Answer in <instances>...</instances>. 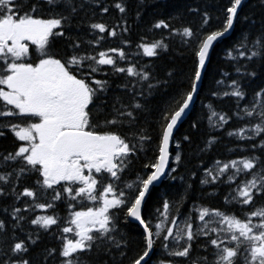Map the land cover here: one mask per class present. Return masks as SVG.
I'll return each mask as SVG.
<instances>
[{
	"label": "snow or ice",
	"instance_id": "obj_1",
	"mask_svg": "<svg viewBox=\"0 0 264 264\" xmlns=\"http://www.w3.org/2000/svg\"><path fill=\"white\" fill-rule=\"evenodd\" d=\"M242 3L243 0H230L221 28L209 32L199 41L190 89L178 101H174L175 107L170 103L168 109L160 110L157 155L153 162L145 165L152 171L146 178L139 179L137 188L127 184L126 187L131 191L126 194L123 189L118 192L112 181L122 179L121 173L128 167L129 158L136 155L137 147L132 143V138L136 137L140 141L141 150L145 142L152 141L150 135L138 129L139 117L147 108L136 101V96L128 103L121 95L106 99L109 81L96 79L94 74L100 72L103 66H111L113 74L126 73L128 77H139L137 83L147 81L146 86L150 90L156 84L150 81V75L144 71L118 66L111 54L126 60L123 49L112 48L94 55L81 54L76 51L80 44L73 43L70 45L73 52L61 55L53 46L55 38L65 37V29L71 26L72 17L85 5L99 8L101 14H107L112 7L123 16L127 11L125 3L123 0H113L110 6H102L100 0H0V128H6L20 142L14 151L0 152V197L16 195L17 199L21 196L33 198L32 210L53 208L51 202L35 203L37 191L33 189L26 187L22 192H16L15 182L25 174H34L38 189L53 190V200H61L66 194L70 200L76 201L79 197V203L90 201L93 205L87 206L86 210L72 212L69 221L71 226L62 228L63 233L72 234L76 239L62 238L60 264H86L80 254L90 253L98 245L121 248V241L112 235L115 231L112 210L115 209L125 210L126 216L139 222L145 233L143 250L129 258L128 264H148L146 258H150L156 237L165 242L170 241L172 247H169V243L163 244L169 254L190 260V264H264V203L258 204L242 217L201 208L198 210L201 224L195 231L190 216L183 218L182 226L179 218H170L167 201L163 203V219L155 224V231L142 218L141 211L150 186L168 169L174 129L193 103L210 49L214 42L233 29ZM209 19L205 13L202 26H206ZM88 27L99 34L107 33L110 37L117 35L115 27L102 22H91ZM153 27L169 28L170 25L161 20ZM183 35L193 37L194 33L185 27ZM103 38L102 35L97 37L95 43ZM87 43L91 45L94 41L89 40ZM139 48L143 50L144 56L156 57L157 50L166 48V45L161 42L141 43ZM235 51L238 56H233L230 51V59L252 61L264 57V32L251 41L247 36L243 37ZM245 67L237 66L236 72L240 73ZM247 74L255 76V72ZM117 87L132 92L136 85L129 87L125 83ZM230 87L232 91H225L224 96H232L237 100L245 98L239 81L233 80ZM236 106L240 108L239 103ZM211 116H217V113L212 111ZM245 116H255L259 122L252 129L229 132L230 136L251 140L254 137H246L245 132L251 131L257 136L264 133V89L254 93L251 107H245L240 118ZM218 119L223 123L228 120L223 114L218 115ZM124 128H128V131H122ZM134 128L138 131H132ZM4 135L5 132L0 131V137ZM212 142L209 141L210 144ZM259 147L264 149V139ZM230 168L235 169L234 175L246 173L252 177L237 186L236 196L233 197L237 203L252 205L257 196H264V160L255 156L234 160L231 165L225 163L219 171L224 173ZM233 178L229 176L228 179L231 181ZM215 179L213 177V182ZM201 183L208 181L202 180ZM8 185L11 187L6 189ZM58 185L59 190L56 188ZM20 212V208H15L13 212V219L18 222L24 219L16 215ZM212 218L218 219L213 221ZM31 223L47 231L57 224V219L53 215H42L32 219ZM210 223L217 226L209 227ZM5 227L4 222L0 221V233L4 232ZM201 236L208 238L207 244L198 247L208 252L210 246L213 251L193 258L192 245ZM29 242L34 245L36 240L29 236ZM9 250L11 256L5 254L7 259L0 261V264H31L25 258L29 251L25 242H14ZM54 252L55 249L48 250V255ZM120 255L124 256L125 253L121 252Z\"/></svg>",
	"mask_w": 264,
	"mask_h": 264
},
{
	"label": "trees",
	"instance_id": "obj_2",
	"mask_svg": "<svg viewBox=\"0 0 264 264\" xmlns=\"http://www.w3.org/2000/svg\"><path fill=\"white\" fill-rule=\"evenodd\" d=\"M100 2L102 6H110L113 0ZM123 2L127 8L123 16L112 7L107 14H101L99 8H94L90 4L85 5L72 17L71 26L65 29V37L55 38L53 46L61 55L65 52L72 53L70 45L73 43L80 44L76 51L81 54L94 55L112 48L123 49L127 56L126 60H120L118 56L110 53L117 60L118 66L134 67L137 71H144L150 75V81L156 84V87L150 90L146 86L147 81L137 83L139 77H128L126 73L113 74L111 66H103L100 72L94 74L96 79L109 81L106 99L111 100L113 95H121L125 103H128L136 96V101L147 108L139 117L138 129L150 135L152 141L145 142L141 150L140 141L133 137L132 143L137 147L136 155L129 158L128 167L121 173L122 179L112 181L118 192L123 189L128 194L131 190L126 187L127 184L137 188L139 179L146 178L152 171L145 168V165L153 162L157 155L156 137L159 132L160 110L168 109L170 103L175 107L174 101H178L190 89L199 41L209 32L221 28L230 0H123ZM205 13L210 19L206 26H202ZM161 20L170 27L154 28L153 25ZM91 22H102L109 27H115L117 35L110 37L107 33L99 34L88 27ZM185 27L193 31V37L183 35ZM261 32H264V0H243L232 31L213 46L192 109L173 135L169 150L171 159L169 171L159 185L150 188L142 205V218L151 224L154 231L155 224L163 219L165 201L170 205V218H179L182 226L183 218L186 215L190 216L194 231L201 224L198 219V210L201 208L242 217L258 204L264 203V196H257L252 205L237 203L233 199L237 186L252 177L246 173L234 175L235 169L231 168L224 173L219 171L225 163L231 165L234 160L239 161L253 156L264 160V149L259 147L264 139V133L257 136L254 132H245L246 137H254L251 140L228 134L239 133L245 128L252 129L259 122L255 116H245L243 119L240 116L243 115L245 107H251L254 93L264 89V57L247 61L230 59L228 53L231 51L233 56H238L235 49L242 38L247 36L251 41ZM101 35L104 38L95 43L96 38ZM89 40L94 43L90 45L87 43ZM152 42H161L166 48L158 49L156 57L144 56L139 44ZM240 65L246 67L237 73L236 67ZM251 72H255V76L247 74ZM233 80L239 81L240 88L245 92L243 100L223 95L225 91H232L230 85ZM125 83H128L129 87L135 84L136 87L132 92L117 87ZM140 92L143 95H136ZM214 93L216 95H213ZM237 103L240 105L239 109ZM212 111H215L217 116H211ZM220 114L228 118L227 123L219 121ZM138 129L134 128L132 131L137 132ZM0 131L5 132V135L0 137V152L14 151L20 142L16 141L6 128H0ZM122 131L127 132L128 128ZM209 141L213 142L210 144ZM229 176H233V180L230 181ZM213 177L216 178L214 182ZM202 180H207L208 183H201ZM34 181V174L23 175L15 182L16 192H22L26 187L33 189L37 191L35 203L51 202L54 206L32 210L33 198L21 196L17 199L16 195L0 197V221L6 226L4 232L0 233V261L11 256L10 245L23 241L28 244L29 251L25 258L29 259L31 264H60L62 238L75 239L72 234L63 233L62 228L71 226L69 221L72 212L86 210L87 206L93 205L90 201L79 203V197L76 201L70 200L66 194L61 200H53V190L38 189ZM5 187L10 188L11 185ZM56 188L59 190L60 186ZM15 208L21 209L16 215L24 217L19 222L13 219ZM112 211L115 225L112 235L121 241L122 247L98 245L90 253H81L86 264H128L129 258L137 256L143 250L144 230L126 216L125 210ZM42 215H53L57 219V224L45 231L31 223L32 219ZM212 219L214 221L218 218ZM215 226H217L215 223L209 224V227ZM29 236L36 240L34 245L29 242ZM207 240V237L201 236L193 243L191 253L193 258L208 255L213 251L210 246L208 252L198 247L206 245ZM155 241L150 258H147L148 264H190V260L169 254V250L164 248L163 244L169 243V247H172L170 241H162L160 237H156ZM52 249H55V252L49 256L48 250ZM121 252L125 255L121 256Z\"/></svg>",
	"mask_w": 264,
	"mask_h": 264
},
{
	"label": "water",
	"instance_id": "obj_3",
	"mask_svg": "<svg viewBox=\"0 0 264 264\" xmlns=\"http://www.w3.org/2000/svg\"><path fill=\"white\" fill-rule=\"evenodd\" d=\"M239 10V9H238ZM232 31V30H231ZM230 31V32H231ZM230 32L229 33H227L224 37H226V36H228L229 34H230ZM223 37V38H224ZM222 39V38H221ZM220 40V39H219ZM218 40V41H219ZM216 44V42H214V45ZM211 50L212 49H210V53H211ZM210 53H209V56H210ZM208 60H209V58L207 59V61H206V66H207V63H208ZM206 68V67H205ZM204 71H205V69H204ZM204 71H203V73H204ZM202 77H203V74H202ZM200 84H201V82L199 83V85H198V91H199V87H200ZM198 91H197V93H198ZM197 95V94H196ZM195 98H196V96L194 97V100H193V103L190 105V108L188 109V110H186V114L182 117V120L180 121V122H178V125H177V127L174 129V133L176 132V130H177V128H178V126L187 118V116L189 115V113H190V111H191V109H192V106H193V104H194V101H195ZM174 135V134H173ZM170 150V149H169ZM169 167H170V159H169V166H168V169H166V171H165V174L158 180V181H156V182H154V185H152V186H150V188L151 187H153V186H157V185H159L160 184V182L165 178V176L167 175V173H168V171H169ZM146 196H147V194H146ZM143 205V204H142ZM129 219L132 221V222H134V223H136V224H138L142 229H143V226L142 225H140L139 224V222H137V221H135L133 218H130L129 217ZM147 259V258H146Z\"/></svg>",
	"mask_w": 264,
	"mask_h": 264
},
{
	"label": "bare ground",
	"instance_id": "obj_4",
	"mask_svg": "<svg viewBox=\"0 0 264 264\" xmlns=\"http://www.w3.org/2000/svg\"><path fill=\"white\" fill-rule=\"evenodd\" d=\"M170 162H171V159H170Z\"/></svg>",
	"mask_w": 264,
	"mask_h": 264
},
{
	"label": "rangeland",
	"instance_id": "obj_5",
	"mask_svg": "<svg viewBox=\"0 0 264 264\" xmlns=\"http://www.w3.org/2000/svg\"><path fill=\"white\" fill-rule=\"evenodd\" d=\"M76 239V238H75Z\"/></svg>",
	"mask_w": 264,
	"mask_h": 264
}]
</instances>
